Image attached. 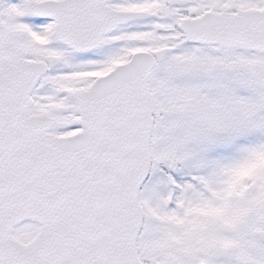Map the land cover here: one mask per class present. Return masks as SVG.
Instances as JSON below:
<instances>
[{"label": "snow or ice", "instance_id": "6c2138e0", "mask_svg": "<svg viewBox=\"0 0 264 264\" xmlns=\"http://www.w3.org/2000/svg\"><path fill=\"white\" fill-rule=\"evenodd\" d=\"M0 264H264V0H0Z\"/></svg>", "mask_w": 264, "mask_h": 264}]
</instances>
